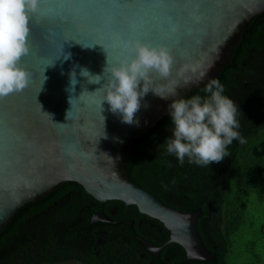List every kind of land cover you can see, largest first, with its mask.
I'll use <instances>...</instances> for the list:
<instances>
[{
	"label": "water",
	"instance_id": "1",
	"mask_svg": "<svg viewBox=\"0 0 264 264\" xmlns=\"http://www.w3.org/2000/svg\"><path fill=\"white\" fill-rule=\"evenodd\" d=\"M263 13L264 0H40L30 14V51L20 61L29 84L0 99V232L23 206L77 182L103 205L122 201L162 222L168 243L181 245L189 260L214 261L199 212L165 204L132 182L128 168L135 142L170 114L175 99L219 75L243 30ZM136 43L166 47L173 65L167 78L150 74L139 123L128 125L100 102L107 67L129 59ZM92 221L112 222L104 210ZM144 243L157 256L166 246Z\"/></svg>",
	"mask_w": 264,
	"mask_h": 264
},
{
	"label": "trees",
	"instance_id": "2",
	"mask_svg": "<svg viewBox=\"0 0 264 264\" xmlns=\"http://www.w3.org/2000/svg\"><path fill=\"white\" fill-rule=\"evenodd\" d=\"M215 79L237 106L245 142L234 140L218 164L200 166L187 157L180 163L164 144L172 137L168 114L135 142L128 168L132 182L165 204L199 212L198 228L214 261L189 260L181 245L168 243L164 224L136 206L117 200L103 205L79 183L65 182L23 206L0 232V264H151L141 254L153 264H262L259 254L241 262L231 256L236 237L248 225L247 200L264 183V13L243 30L230 63ZM206 85L182 98L207 95ZM114 207L117 214L111 213ZM102 209L112 222L92 221ZM140 237L166 246L154 255Z\"/></svg>",
	"mask_w": 264,
	"mask_h": 264
},
{
	"label": "clouds",
	"instance_id": "3",
	"mask_svg": "<svg viewBox=\"0 0 264 264\" xmlns=\"http://www.w3.org/2000/svg\"><path fill=\"white\" fill-rule=\"evenodd\" d=\"M39 3L40 0H0V99L21 92L29 84V73L20 67V61L30 51V14L38 11ZM128 52L129 59L118 66L107 67L110 78L103 86L100 107L106 102L122 123L138 125L134 117L140 110L141 99L150 91L147 86L151 82L150 74L155 72L161 78L169 77L173 57L166 47L140 43L131 46ZM80 74L92 76L87 69H81ZM76 83L73 72L71 84L75 86ZM89 83L92 82L89 80ZM203 91L207 95L175 99L169 105L172 137L164 144L167 152L175 154L180 163L187 157L190 163L200 166L218 164L229 155L227 147L234 140L245 142L238 131L237 106L223 94L225 88L221 82L213 79Z\"/></svg>",
	"mask_w": 264,
	"mask_h": 264
},
{
	"label": "rangeland",
	"instance_id": "4",
	"mask_svg": "<svg viewBox=\"0 0 264 264\" xmlns=\"http://www.w3.org/2000/svg\"><path fill=\"white\" fill-rule=\"evenodd\" d=\"M248 225L236 237L232 260L235 262L247 261L259 254L264 264V183L251 194L247 200ZM252 247L251 251H246Z\"/></svg>",
	"mask_w": 264,
	"mask_h": 264
},
{
	"label": "flooded vegetation",
	"instance_id": "5",
	"mask_svg": "<svg viewBox=\"0 0 264 264\" xmlns=\"http://www.w3.org/2000/svg\"><path fill=\"white\" fill-rule=\"evenodd\" d=\"M102 210H104V209H102ZM99 212V211H98ZM117 212H118V209H117V207H114V208H111V213H113V214H117ZM125 218V217H124ZM112 221V220H111ZM142 240H143V242L142 243H144V240H147V241H150V240H148V239H144V238H142V237H140ZM137 239V238H136ZM133 239H131V241H132ZM138 240V239H137ZM150 242H153V241H150ZM154 243V242H153ZM145 244V243H144ZM147 247V246H146ZM159 247H161V246H159ZM138 252V251H137ZM144 261H148L149 263H151V264H153V261L152 260H150V258L147 256V255H145V254H141V256H140Z\"/></svg>",
	"mask_w": 264,
	"mask_h": 264
}]
</instances>
